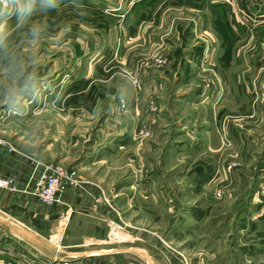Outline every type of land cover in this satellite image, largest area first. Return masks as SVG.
I'll list each match as a JSON object with an SVG mask.
<instances>
[{
    "label": "crops",
    "instance_id": "1",
    "mask_svg": "<svg viewBox=\"0 0 264 264\" xmlns=\"http://www.w3.org/2000/svg\"><path fill=\"white\" fill-rule=\"evenodd\" d=\"M86 2L81 7L116 20L109 28L116 49L94 52L92 58L113 60L121 55L125 59L130 79L119 97L127 109L101 121L93 147L76 168L82 182L66 190L55 204L44 206L37 200L38 167L31 158L52 153V141H44L53 137L52 106L46 101L36 106L25 95L17 114L0 101V131H6L9 139H5H12L24 154L0 150V177H11L15 182V190L0 188V264L34 260L41 264L63 260L76 264H178L177 250L166 241L170 236L164 238L173 231L149 223L165 217V212L159 214L153 208L167 201L164 172L177 165L150 163L149 156L151 150L156 154L161 151L163 129L169 122L174 124L175 140L168 145L167 156L175 151L221 156L228 147L223 144L224 137L240 149L252 140L251 133L255 139L264 124V111L248 93L252 90L251 75L264 65V0ZM219 18L238 43L232 51L222 44L217 46L220 38L214 24ZM118 36L123 52L117 48ZM52 48V34L46 31L44 53L29 52L31 57L48 59L51 73ZM157 58L164 62L159 65ZM96 69L89 67L88 73ZM214 74L221 75V83H214ZM202 77L210 81L206 90L199 80ZM2 86L0 83V90ZM43 87L47 90L48 86ZM150 101L158 106L156 119L148 110ZM173 115L177 120H172ZM39 118L43 119L42 127ZM25 123H35L34 128H26ZM12 124L9 134L6 128ZM144 131L150 136L142 135ZM261 138L263 144L264 136ZM111 156L123 160L112 162ZM181 171L176 185L191 191L208 180L214 167L190 162ZM106 202L117 207L127 225L118 240L108 237L107 222L116 214ZM203 212H187L180 218L191 223L201 219Z\"/></svg>",
    "mask_w": 264,
    "mask_h": 264
},
{
    "label": "rangeland",
    "instance_id": "2",
    "mask_svg": "<svg viewBox=\"0 0 264 264\" xmlns=\"http://www.w3.org/2000/svg\"><path fill=\"white\" fill-rule=\"evenodd\" d=\"M83 4H87L86 0H60L57 9L37 11L25 24L17 23L16 17L13 16L7 27V54L15 57L28 72L34 73L42 86L39 85L41 95L40 99L35 101L36 106L45 101L47 105L52 106L53 137L51 140L44 139L52 141V153L35 159L75 170L77 165L84 163L83 157L93 147L101 121L127 109L119 107V102H125L119 95L124 92V87L130 79L124 69L125 59L121 58V55L113 60L98 61L92 58L94 52L101 53L113 47L116 49L114 39L109 35V28L114 27L116 20L105 14H98L86 6L81 7ZM213 13L218 12L215 13L213 10ZM32 23L40 26V35L37 39H32L30 35ZM46 31L53 37L52 73L49 72L48 59L45 61L44 57L29 55L30 51L44 53ZM214 31L220 38L217 40L216 36L218 48L222 44L226 50L232 51L238 45L236 38L227 34L225 22L221 18L215 22ZM117 48L119 52L125 50L122 45L120 46V36L117 37ZM151 49L148 51H157L156 48ZM33 60L36 61L35 64L32 63ZM6 64L7 59L3 60L0 66ZM92 66L97 69L89 74L88 68ZM262 68L264 69V65L251 75L252 90L248 95L254 102H257L252 94L254 84L263 76ZM220 76L213 75L214 83H221ZM0 79L2 87L10 84L6 77ZM199 80L205 81L203 77ZM45 84L48 86L47 90L43 87ZM171 93L172 90L167 96L170 99ZM28 97L31 98L26 94V98ZM117 98L121 99L117 102L118 107L115 102ZM3 100L4 96L0 95V101ZM153 102L150 101L148 110L151 117L156 119L158 106ZM169 109L173 111L172 106ZM89 120H92L90 124L84 123ZM172 120H177V117L175 119L173 115ZM39 121L42 127L43 119L39 118ZM34 125L35 123H25L26 128H34ZM173 125V122H169L163 129L165 137L161 151L159 149L156 154V151L151 150L149 156L150 163L163 162L168 165L167 167L177 165L164 172L167 201L153 208L158 210L159 214L161 211L165 212V217L149 220V223L158 225L160 230L173 231L165 234L164 238L170 236L166 241L177 250L175 259L178 264H264V143L262 144L261 138L264 136V124L257 131V135L255 134V139L251 133L253 141H247L245 149L232 147L231 142L224 137L223 144L228 147L225 151L227 153H222L221 156L201 153L181 155L178 151L167 156L168 147L175 140ZM36 126V130L39 131L38 125ZM13 127V124L8 126L7 133L11 134ZM143 134L150 136L148 131H144ZM0 137L7 138L6 131H0ZM15 148L21 152L16 146ZM110 158L112 162L123 160L115 156ZM190 162L214 167L208 180L204 184H198L196 189L191 191L176 185L177 175L179 176L183 172L181 170ZM183 165L185 166L180 167ZM37 172L38 177L39 169ZM98 189L101 193L102 188ZM110 204L117 210L114 204ZM195 210L204 211L201 219L197 221L192 219L191 223H188L189 219L180 218L185 213ZM114 213L116 218L107 222L108 237L118 240L122 237V227L127 225L120 214L115 211ZM111 221L121 226L120 234L116 232L114 236L110 235Z\"/></svg>",
    "mask_w": 264,
    "mask_h": 264
},
{
    "label": "clouds",
    "instance_id": "3",
    "mask_svg": "<svg viewBox=\"0 0 264 264\" xmlns=\"http://www.w3.org/2000/svg\"><path fill=\"white\" fill-rule=\"evenodd\" d=\"M60 0H0V63L7 59L6 66H0V76L6 77L10 84L0 91L4 96L3 103L8 104L13 113L19 114L24 106V96H31L35 102L40 99L41 91L36 76L28 72L15 57L7 54L8 21L15 16L19 24L27 23L37 11H50L59 7ZM32 39L40 35V26L32 23L30 27ZM36 63L35 60L32 61ZM2 83V82H0Z\"/></svg>",
    "mask_w": 264,
    "mask_h": 264
},
{
    "label": "built area",
    "instance_id": "4",
    "mask_svg": "<svg viewBox=\"0 0 264 264\" xmlns=\"http://www.w3.org/2000/svg\"><path fill=\"white\" fill-rule=\"evenodd\" d=\"M157 62L158 64H162L164 62V59L157 58ZM262 70L264 71L263 68ZM258 80L259 82L254 84L255 88L252 94L255 97V101H257V103L262 108V110H264V74ZM209 87H210L209 80H205L203 82V90H206ZM119 107L121 109H124L126 107L125 102L123 101L119 102ZM1 149L7 150L8 152L21 154V152H19L10 141L2 137H0V150ZM22 155L24 154L22 153ZM31 160L35 163V165L39 169V175L35 183V192L37 199L43 205L48 206L54 204L62 193H64L70 187L80 184L82 182V180L78 176L77 170L75 169H65L57 164L46 163L43 161H39L35 158H31ZM0 188L15 190V183L13 178L0 177ZM100 197L106 201L105 195L102 190L100 193ZM106 204L119 215V212L115 208H113L109 202H106ZM109 227H110L109 233L111 236L112 235L114 236L116 232L120 234V230H121L120 225L111 221ZM27 264H41V263L37 260H34ZM54 264H76V263L63 260V261H58ZM79 264H85V263H79ZM87 264H97V263H87Z\"/></svg>",
    "mask_w": 264,
    "mask_h": 264
},
{
    "label": "bare ground",
    "instance_id": "5",
    "mask_svg": "<svg viewBox=\"0 0 264 264\" xmlns=\"http://www.w3.org/2000/svg\"><path fill=\"white\" fill-rule=\"evenodd\" d=\"M116 234V233H115Z\"/></svg>",
    "mask_w": 264,
    "mask_h": 264
}]
</instances>
